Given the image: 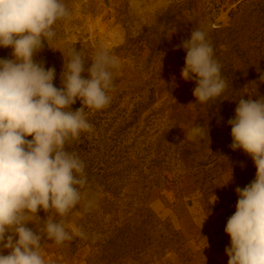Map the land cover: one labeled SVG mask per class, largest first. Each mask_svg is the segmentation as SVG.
Returning a JSON list of instances; mask_svg holds the SVG:
<instances>
[{
    "label": "rangeland",
    "instance_id": "1",
    "mask_svg": "<svg viewBox=\"0 0 264 264\" xmlns=\"http://www.w3.org/2000/svg\"><path fill=\"white\" fill-rule=\"evenodd\" d=\"M63 2L70 18L56 22L55 36L35 57L55 69L56 87L72 47L92 57L111 37L124 43L112 49L121 66L113 70L109 105L86 110L93 131L67 146L84 163L85 199L79 215L54 218L87 238L56 246L81 251L88 264H228L224 229L235 212V189L252 182L256 169L250 156L231 149L227 121L241 96L264 97V0ZM197 27L208 30L227 82L204 104L193 95L195 77H181L180 45ZM11 53L0 47V58ZM79 107L77 100L72 110ZM195 125L206 126L209 138L189 139ZM37 215L47 218L43 210Z\"/></svg>",
    "mask_w": 264,
    "mask_h": 264
},
{
    "label": "clouds",
    "instance_id": "2",
    "mask_svg": "<svg viewBox=\"0 0 264 264\" xmlns=\"http://www.w3.org/2000/svg\"><path fill=\"white\" fill-rule=\"evenodd\" d=\"M69 18L63 0H0V47L12 49L11 59L0 58V264H45L42 240L61 245L87 238L81 228L69 231L63 219L54 218L79 215L77 205L85 199L84 163L67 146L93 131L86 110L109 105L113 70L121 66L112 49L124 40L111 37L92 57L72 47L58 88L55 69L46 70L35 57L55 36L56 22ZM180 47L186 53L181 77H195L197 102L219 98L227 82L208 30L193 28ZM86 59L91 60L87 68ZM260 80L264 82V75ZM243 96L227 121L230 147L250 156L256 172L252 182L235 189V212L224 229L230 237L225 253L228 264H264V97ZM77 100L81 107L73 111ZM204 136L209 138L206 126L195 125L189 132V139ZM91 207L88 201L85 210ZM40 210L47 214L43 221Z\"/></svg>",
    "mask_w": 264,
    "mask_h": 264
},
{
    "label": "crops",
    "instance_id": "3",
    "mask_svg": "<svg viewBox=\"0 0 264 264\" xmlns=\"http://www.w3.org/2000/svg\"><path fill=\"white\" fill-rule=\"evenodd\" d=\"M54 241H47L42 245V255L45 264H88L85 255L81 251L68 254L62 252ZM2 254L7 255L5 250Z\"/></svg>",
    "mask_w": 264,
    "mask_h": 264
}]
</instances>
